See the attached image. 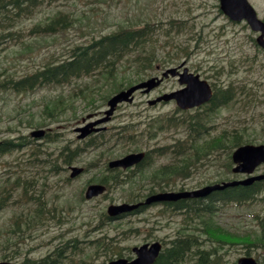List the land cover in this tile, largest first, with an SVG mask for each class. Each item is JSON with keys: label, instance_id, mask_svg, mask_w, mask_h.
Segmentation results:
<instances>
[{"label": "rangeland", "instance_id": "1", "mask_svg": "<svg viewBox=\"0 0 264 264\" xmlns=\"http://www.w3.org/2000/svg\"><path fill=\"white\" fill-rule=\"evenodd\" d=\"M248 1L258 17L264 20V0ZM58 12L65 14L69 22L64 30L56 33L29 34L34 25H43ZM145 21L151 22V29L154 31L152 38L157 39L156 49L162 58V64L154 62L151 69L135 71L129 66L130 61L125 60L111 85L106 84L103 77L94 75L67 85L41 86L23 93L12 89L0 92V140L27 136L30 131L40 128L49 131L51 137H56L55 143H46L41 139L35 140L40 142L39 144L30 145L24 142L21 149L1 156L0 179L2 175L7 174V168L16 174L20 172L22 177L32 178L38 183L33 188L29 187L30 193L45 191L42 198L48 203L54 201L65 205L68 202L69 207L73 209V216L80 219H84L82 217L87 214L93 213L94 216L99 209L105 211L109 204L127 202V197L134 195L132 201L144 202V208L116 220L124 227L132 225L131 232L122 236L121 241L123 247L129 250L134 246L154 241L166 243L181 229L182 222H185L184 214L166 212L158 203H146L148 196L165 192L161 185L150 180L152 167L154 169L155 166L163 164L180 166L181 159H191L188 153L180 154L186 150L180 146L187 145L191 139H188L187 135L188 126L180 124L182 119L187 120L192 115L203 117L207 129L206 136L218 134L223 128L229 129L232 124L246 125L247 137L255 139L252 144L264 143V52L255 42L257 33L251 31L244 22L230 21L221 13L218 0H60L54 4L41 5L30 16L16 21L17 24L9 28V32L16 38L8 39L0 46V72L7 70L14 79H18L41 68L46 62L65 58L70 47L87 43L93 37L120 27L142 25ZM21 29L24 38L18 36ZM157 64L161 65L162 69L182 70L186 67L189 72L199 74L201 79L209 83L215 81V77L219 75L216 70H221L220 79L224 84L232 83L236 92L238 85L245 84L249 93L253 92L254 100L245 110L239 109L238 104L230 103L209 113L203 108L178 109L174 101L149 106V99L180 87L176 77H168L149 95L136 92L132 103H123L117 107L110 120L104 123L105 130L102 133L108 138L106 143L97 149L88 148L70 164H63L60 151L62 145L68 143L73 149L78 145L82 148L84 142L90 139L89 136L86 139H77L80 133L77 129L89 120H94L88 117V114L100 113L98 116H103L107 99L113 93L126 88L129 80L134 84L156 75ZM3 75H0V78ZM115 86L118 89H114ZM88 89H93L90 93L93 99H85L84 93ZM55 101L62 104L64 109L60 108V113L57 112L55 118H48L44 111L45 105ZM237 118L241 121H237ZM165 119L167 123H162ZM39 121L44 125H37ZM175 122L179 124L175 126ZM127 128H130L129 132L126 131ZM125 132L132 138H116V133ZM175 141L177 147L172 146ZM170 145L174 148L171 152L165 150ZM140 150H151L148 164L152 165L146 167L144 164L131 169L138 175L135 178V183H138L134 184L135 190L132 194L129 189L115 185L101 196L91 199L84 197L86 186L97 182L93 179H99L101 176L111 177V171H106L105 168L109 160ZM163 151L168 153L164 154ZM30 154L32 158L28 157ZM225 154L226 150H219L209 158L203 157L187 178H176L166 186L167 189L177 190L181 184L186 189H195L215 179L243 178L244 175L234 177L230 170L222 166L227 160ZM20 159L24 165H15ZM71 166L83 167V172L70 179L68 177ZM127 173L130 174V171L121 173L120 176L126 179ZM254 173H264V164ZM150 185H154L152 192L149 190ZM19 190L14 191L15 198L21 203H16V208L13 209L17 212L21 210L25 200L19 197ZM12 214L10 207L0 211V254L9 253V249L2 253L1 251L7 243L5 240L10 236ZM211 219L212 227L224 230L225 236L229 233L237 238V241L231 240L233 243L225 244L224 249L219 251L223 253L222 264H233L237 258L246 255L247 250L250 255L264 261V247L253 242L251 245L241 242L243 237L253 239L261 232L264 206H230L220 209ZM79 224L76 222V225L58 229L53 221L32 233L25 229L22 238L15 240L21 254L24 252L23 256L38 259L50 250L54 237H58L60 232L64 231L66 236L68 230L81 231L84 224ZM12 239L14 241V238ZM190 263L188 260L185 262Z\"/></svg>", "mask_w": 264, "mask_h": 264}, {"label": "trees", "instance_id": "2", "mask_svg": "<svg viewBox=\"0 0 264 264\" xmlns=\"http://www.w3.org/2000/svg\"><path fill=\"white\" fill-rule=\"evenodd\" d=\"M59 1L0 0V46L5 44L8 39L12 38L13 40L16 38L13 33L9 32V28L17 24L16 21L22 17L30 16L41 5H50ZM68 23L65 14L58 12L43 25H34L30 29L29 34L56 33L64 30ZM153 34L154 31L151 29V22L145 21L144 24L138 26L128 25L98 37H93L87 43L70 47L65 58L46 62L41 68L34 72L26 73L18 79H14L15 77L9 74L7 70L1 71L0 75H4L0 78V92L12 89L16 92L23 93L33 91L35 88L44 85H67L75 80L93 77L94 75L103 77L106 84L111 85L115 82L119 74L120 66L125 60L130 61L129 66L135 71L138 69L144 71L147 68L151 69L154 62L162 64L160 61L162 58L159 57L156 49L157 39L152 38ZM18 36L24 38L25 35L22 29L21 34ZM168 59L170 60L169 57ZM216 73L219 74L215 77L216 80L211 81L213 96L210 102L204 105L206 111L209 113L211 109L230 103L238 104L239 109H247L254 100L253 92L249 93L248 87L245 84L238 85V92H236L231 82L230 85H226L220 79L222 74L221 70H216ZM131 82L129 80L127 84L131 85ZM114 89H118V87L115 86ZM92 91L93 89L86 90V93H84L85 99H93L90 94ZM242 97L244 98L241 99ZM57 101L51 102L50 104L46 103L44 111L48 118H55L54 115L57 112L60 113V108L62 110L64 109V106ZM237 121H241V119L237 118ZM162 123H167V119L163 120ZM36 124L39 126L44 125L42 121ZM177 124L179 123H174L175 126ZM180 124L188 126V139L191 138L190 143L185 146H180L183 150L186 149L180 154L188 153L187 155L191 159L186 157L181 159L182 164L180 166L164 164L154 167V169L152 168L150 180H154V182H157V185H161L160 187L163 190L166 189L168 184L172 183V180L179 177L183 179L189 176L191 170L195 168L196 164L203 157L209 158L219 150H226L227 154L225 155H227V160L222 166L226 170H229L231 166L230 151L238 145L255 140L247 137L246 125L237 126V124H232L229 129L223 128L218 134L215 133L212 136H206L205 132L207 129H205L203 117L192 115L187 120L182 119ZM129 130L130 128L126 129L127 132ZM127 132L123 134L116 133V138H132ZM202 134L203 136H201ZM44 137L46 143L56 142V137H51L50 132H46ZM107 141L108 138L105 136V133L101 132L84 142L82 148L78 145L73 149L66 143L60 149L62 163L70 164L85 149L89 147H100ZM176 143L177 141L172 146L177 147ZM14 145L11 144L9 138L1 139L0 157L11 153L15 148ZM172 146L170 145L168 147ZM28 157L32 158L33 156L30 154ZM35 160H37V157H35ZM16 164L19 166L24 165L21 159L17 160L15 162ZM128 171H130V174H126V179L120 176L121 173ZM128 171L116 169L111 171V177L101 176L99 179H93V181L105 184L107 190L111 186L119 185L122 188L129 189V193L132 194L135 190L136 183H138H135V178L138 175L133 170ZM6 173L0 179V211L10 207L13 214L11 216L12 224L9 228L10 236L5 240L7 243L1 251L2 253L9 249V253L5 252L0 254V259L13 261L16 264H104L116 257H130V250L125 249L121 241L123 239L122 236L131 232L130 228L132 225L128 227L122 226L120 222L116 221L120 217H108L105 211L101 209H99V212L94 213V216L92 213L91 215L87 214L85 217L83 216L82 218L84 219H80L79 217L75 218L73 216V209L69 207L68 202L65 205L54 201L48 203L42 198L44 197L43 193L45 191L36 192L32 189L34 193H30L29 187L31 186L33 188L38 183L36 180L28 178V176L22 177L23 175L20 172H17L18 174L15 171L10 172L9 168L6 169ZM153 188L154 185H150V192L153 191ZM15 190H19L18 195L20 198H25L21 210L18 212L13 210L16 208V203L21 204L15 198ZM79 195L81 194L79 193ZM215 195L221 207H225L231 203L238 207H247L249 204H260V206H264V180L255 181L250 185H238L225 188ZM132 197L128 196L127 201H132ZM80 199L83 200V198ZM217 207L218 205L215 204L213 198L206 201L205 204L198 199H181L165 204V208L168 210L185 209L187 213L184 214L186 215L185 219L188 220V228L192 227L193 232L190 229L186 230L185 225H182L179 233L173 239L169 240L170 246L165 247L161 251L153 264H178V261L183 258V253L187 250L193 260V264H222L223 253L221 254L219 251L224 249L225 244L233 243L231 240L237 241V238L236 235L229 233L225 236L224 230L212 227L213 222L211 218ZM53 221L57 224L58 229L64 226L68 228L70 225H76V222L80 223L79 225H84L81 231L74 232L77 229H73L72 232L70 230L66 231L68 233L66 236L64 235V231L60 232L58 237H54L50 250L40 258L33 259L27 255L23 256L24 252L21 254L20 249H18L17 240L15 239L19 238L20 240L25 229L32 233L37 228L46 226L49 222ZM192 223L194 225H191ZM261 223V232L253 239L243 237V241L241 242L247 245H251V242H253V244H259L261 247H264L263 220H261ZM218 235L224 236L218 237ZM12 238H14V241ZM209 240L212 243H209ZM246 254H249L248 250ZM258 262L259 264H264L261 258H258Z\"/></svg>", "mask_w": 264, "mask_h": 264}, {"label": "water", "instance_id": "3", "mask_svg": "<svg viewBox=\"0 0 264 264\" xmlns=\"http://www.w3.org/2000/svg\"><path fill=\"white\" fill-rule=\"evenodd\" d=\"M221 11L227 15L231 20L240 21L245 20L248 26L253 30L259 32L256 37V42L264 49V22L257 17V14L253 7L247 0H219ZM179 75V83L185 84V86L176 91L165 93L158 96L155 99L149 101V104H154L160 100L175 99L178 107L189 108L199 105L211 97V88L205 80H201L199 75L188 72L187 68H184L182 72H179L177 68H169L165 70L162 76L167 77L168 75ZM161 79L151 77L145 81L139 82L130 86L125 90H121L111 96L107 104L109 108L105 111V116L95 121L89 122L86 125L78 128L80 131L78 138H84L87 134L92 131H98L102 128L95 127L97 124L108 121L110 115L113 113L116 105L121 101H132V93L137 89H143L148 92L153 87L160 83ZM90 117V115L88 116ZM44 134L43 130L32 132L33 136H41ZM142 153H130L122 158L114 159L109 162V167H123L126 168L134 163H137L141 158ZM232 160L237 165L232 168L234 172L252 173L254 169L264 161V144L252 145L245 144L237 147L232 153ZM82 168L72 166L70 177H73L80 173ZM264 178V174L247 177L243 180H233L223 182L222 184H214L206 186L198 190L180 192V193H159L147 198L146 203L158 200H174L179 197H192L205 195L211 190L222 189L227 186H234L237 184H249L254 180ZM103 184H90L86 187L85 197L92 198L101 194L105 190ZM138 204H127L122 203L118 205L111 204L107 207V213L110 216H116L120 213L130 211L136 208ZM160 243L153 242L150 245L147 243L139 246H134L132 251L135 252L136 257L132 260L126 258H117L109 261L106 264H151L155 260L160 250ZM0 264H12L8 261H0ZM235 264H258L256 260L251 256H242L238 258Z\"/></svg>", "mask_w": 264, "mask_h": 264}, {"label": "flooded vegetation", "instance_id": "4", "mask_svg": "<svg viewBox=\"0 0 264 264\" xmlns=\"http://www.w3.org/2000/svg\"><path fill=\"white\" fill-rule=\"evenodd\" d=\"M141 151H144V150H140V151H138V152H141ZM144 152H145V155L143 156V158L146 157V151H144ZM144 159H145V158H144ZM145 161H147V159H146Z\"/></svg>", "mask_w": 264, "mask_h": 264}, {"label": "bare ground", "instance_id": "5", "mask_svg": "<svg viewBox=\"0 0 264 264\" xmlns=\"http://www.w3.org/2000/svg\"><path fill=\"white\" fill-rule=\"evenodd\" d=\"M192 207V206H191ZM184 254V253H183Z\"/></svg>", "mask_w": 264, "mask_h": 264}]
</instances>
